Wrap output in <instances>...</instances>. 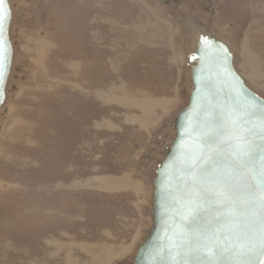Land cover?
I'll use <instances>...</instances> for the list:
<instances>
[{"label":"rangeland","instance_id":"1","mask_svg":"<svg viewBox=\"0 0 264 264\" xmlns=\"http://www.w3.org/2000/svg\"><path fill=\"white\" fill-rule=\"evenodd\" d=\"M10 3L0 264H131L152 224V179L186 103L198 30L224 38L264 96V0ZM153 100L164 106L145 112ZM100 179L121 189L95 187Z\"/></svg>","mask_w":264,"mask_h":264},{"label":"water","instance_id":"2","mask_svg":"<svg viewBox=\"0 0 264 264\" xmlns=\"http://www.w3.org/2000/svg\"><path fill=\"white\" fill-rule=\"evenodd\" d=\"M0 110L15 49L0 5ZM186 103L157 164L152 224L131 264H264V96L215 32L198 30Z\"/></svg>","mask_w":264,"mask_h":264},{"label":"bare ground","instance_id":"3","mask_svg":"<svg viewBox=\"0 0 264 264\" xmlns=\"http://www.w3.org/2000/svg\"><path fill=\"white\" fill-rule=\"evenodd\" d=\"M74 71V70H73ZM112 91V90H111ZM107 93V92H106ZM108 94V93H107ZM121 94V93H120ZM123 94H124V92H123ZM126 95V94H125ZM128 95V94H127ZM126 95V96H127ZM99 96V95H98ZM121 96V95H120ZM125 96V97H126ZM128 97V96H127ZM121 98H124V97H121ZM126 99V98H125ZM128 101V100H127ZM142 102H143V100H141ZM129 103V102H128ZM137 103V102H136ZM131 104V103H130ZM140 105V104H139ZM156 106V105H160V106H164V103L162 104V103H159V102H157V101H148V103H146V102H144V103H142L141 104V108L143 107V109L145 110V112H146V110L148 109V107L149 106ZM133 107V106H132ZM162 111V110H161ZM144 112V111H143ZM158 113V112H157ZM133 117V116H132ZM136 117V116H135ZM131 118V117H130ZM154 119V118H153ZM141 123V122H140ZM107 179V178H106ZM121 183V182H120ZM114 183H111V182H103V181H101V179L98 181V185L99 186H95V187H99V188H101V189H107V190H112V188H116V189H121V187L120 188H118V187H116V185H114L112 188H110V186H112ZM78 185V184H77ZM90 185V184H89ZM122 186H124V185H122ZM136 186V185H135ZM131 186H129V185H125L123 188H130ZM101 258V257H100ZM120 258V257H119Z\"/></svg>","mask_w":264,"mask_h":264},{"label":"snow or ice","instance_id":"4","mask_svg":"<svg viewBox=\"0 0 264 264\" xmlns=\"http://www.w3.org/2000/svg\"><path fill=\"white\" fill-rule=\"evenodd\" d=\"M4 0H0V5H2ZM0 18H2V9H0Z\"/></svg>","mask_w":264,"mask_h":264}]
</instances>
